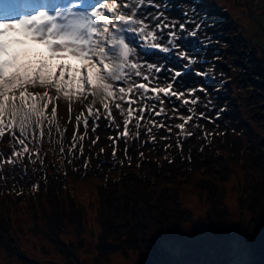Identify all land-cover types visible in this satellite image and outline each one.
I'll return each mask as SVG.
<instances>
[{
    "label": "rangeland",
    "instance_id": "rangeland-1",
    "mask_svg": "<svg viewBox=\"0 0 264 264\" xmlns=\"http://www.w3.org/2000/svg\"><path fill=\"white\" fill-rule=\"evenodd\" d=\"M9 1L16 5L20 2H28L24 10L16 8L20 12L18 14L14 12V15L30 14L45 2V0H7L6 4H2V7H5ZM154 3L160 4L162 7L157 9L146 3L140 10L142 17H147L145 22L150 27L157 23L151 17L159 15L160 12H163L167 17L165 23L177 22V30L179 23H185L188 30L194 29L196 24H201L197 37L178 41L193 56L199 58V62L193 64L192 68L200 72L206 71L205 69L217 70L218 64H221L220 59H222L224 65L220 71L228 74L226 64L230 58L224 54L217 56L215 49L217 40L213 38L215 34L210 28L214 23L210 16L214 13L205 11V9L211 6L210 3H218L220 7L229 9L228 17L238 23L235 30L238 27L243 30L242 36L236 31L234 32L235 37L242 41V48L238 51L243 55L246 54L241 62L243 67L238 69V74L241 78L243 77L242 82L254 85V88L252 86L245 87V89L254 90V96H258L255 101H258L262 107L257 109V107L251 106L256 113L254 115H257L260 110L264 111V60L260 57L264 51V0H154ZM163 5H167V8H164ZM3 16L0 14V17ZM205 25L210 26L204 27ZM168 30L165 29V32ZM183 35L187 36V32H184ZM225 39H228L227 36ZM225 41L223 49L229 46L228 40ZM162 42H167L166 36ZM203 50H205V58L202 57ZM138 59L141 63L148 61L176 68L186 63L185 61L177 63L170 55L165 61L163 53L141 56ZM66 63L78 67V62L74 59L66 61ZM204 63L206 64L205 68L203 67ZM159 78L162 86L170 82V74L167 72L160 73ZM134 79L140 80L135 77ZM202 79V76H194L191 73L182 77L180 83L174 84L175 89L184 91L203 85L207 91H196L191 96L186 94L185 98L190 101L187 105L181 104L175 97H172L171 101L164 98L163 107L167 115L156 116L154 113L149 115L145 111V119L140 121L139 129L135 127V120L129 124L126 139L117 138L119 133L124 131V125L123 117L115 107H112L115 124L110 125L99 101L93 105V112L99 109V119L96 120L98 127H95V131H93V118L89 117L86 107L74 103L73 110L69 114L67 101H58L57 117L51 126V135L49 136V129L46 126L43 139L39 143L29 144L28 147L29 150L35 147L42 156H46L44 148H49L52 145L58 149L61 156H69L73 163L76 162L78 169L82 171L79 172L82 177L79 180L68 177V181L72 187L71 190L75 193L77 205L80 203L79 205H82L83 208L81 224H76L75 219L70 222L66 221L63 226L64 230L60 233L50 231L51 235H47L45 231L47 219L41 213L40 204L43 203L38 202L39 199L34 206H30L27 202L17 203V205L11 203L4 219L0 217V223L8 226L9 230L14 233L19 248L14 247L13 244L10 245L11 248L5 247L4 243H0V264H39V261L46 264H264V259L262 262H258V256L255 254V251H258V248L262 246L257 244L254 236L243 228L250 216V212L244 208L243 202L247 197V187L251 183L244 178L245 165L248 163L244 166L240 164L245 158V147L250 149L249 154L256 149L255 153L257 151V155H261V159L264 158V139L255 145L244 143L242 150L235 149L236 146L227 141L228 134L223 127L224 122L222 123L220 120V113L223 115L226 110L222 107L220 100L215 98L216 93L211 86L212 83L209 84L205 79L202 82ZM224 86H230L227 84V80L224 81ZM246 94L247 90H244L241 95L248 98ZM196 97L199 99L195 104H192L191 100ZM91 103L92 98L89 97L85 104ZM147 103L156 102L148 101ZM173 106L179 108L175 114L172 111ZM132 107L137 108L138 105L134 104ZM188 108L193 109V112L189 113ZM222 109L223 111H221ZM50 110L51 106L48 112L51 119ZM155 111H159V105ZM81 112H83L81 123L77 126L76 117ZM201 113L206 118H201ZM217 113H219V118H217ZM188 115H192L193 119L187 123L179 118V116L186 117ZM85 118H88L87 128L83 123ZM146 120H154L155 123L146 124ZM161 123H163V127L159 126ZM182 123H184L183 130L175 127ZM116 125H119V128ZM57 126L59 130H57ZM169 127H171V131L168 130ZM148 128L152 129L151 133L147 132ZM256 130H260L264 137V123L256 127ZM137 131H139V136L136 135ZM171 135H173L174 141L182 143L180 149L182 151L190 149L189 154L192 156L187 173L182 175L176 170L173 172L180 185V208L175 210L168 208L164 214L157 215L158 219L163 222L161 228L156 224L158 219L151 220L150 214L146 213L139 219L133 217V220L114 218L116 224L109 232L101 224L103 221L101 213L106 212L109 208V211H114L113 206L110 205L108 208L109 204L103 200L109 190L108 187L112 185L106 183V188H104L105 177H110L113 174L118 175L122 172H136L138 165L144 166L149 161H155L164 166L157 175L145 178L151 179L152 187L150 185V189L157 191L159 186L165 182L166 176L164 175H169L167 160L170 161L174 157L170 151L174 148L173 142L169 143V140L173 139L170 137ZM237 135L233 136H241ZM81 137L83 138L81 139ZM136 142H139L138 145H135ZM74 144L75 147H73ZM209 144H213L220 153L223 152L231 156L230 159L234 156L235 160L232 158L231 161H226L227 166L231 168L229 171L224 169L222 174L218 169L207 170L204 165H199L201 157L198 153ZM237 144L240 145V143ZM153 145L155 146L150 149ZM14 148L19 151L20 145L15 144L9 135L6 134L0 138V165L1 162H6L12 156ZM61 148H63V153ZM180 149L178 150L180 151ZM113 151H115V155H113ZM19 158L21 157H12L17 161ZM223 166H226L225 163ZM202 177L214 181L223 179L218 186L223 192L225 202L224 204L222 202V207H226L225 210L213 206L216 205L215 200L208 193L207 187L198 188L199 180ZM168 183L170 185L172 181L169 180ZM25 190L28 191V194L30 193L28 187ZM23 191L24 188L21 192ZM252 195L249 194V197L251 203H254ZM47 201L48 198L44 202L46 205L49 203ZM177 216L178 219L180 218L179 222H176ZM137 233L140 235L138 240Z\"/></svg>",
    "mask_w": 264,
    "mask_h": 264
},
{
    "label": "snow or ice",
    "instance_id": "snow-or-ice-1",
    "mask_svg": "<svg viewBox=\"0 0 264 264\" xmlns=\"http://www.w3.org/2000/svg\"><path fill=\"white\" fill-rule=\"evenodd\" d=\"M146 3L157 9L162 7L154 0H45L30 14L13 15L15 7L5 6V15L0 17V138L7 134L20 145L19 151L14 148L7 163L14 164L12 157H23L26 153L31 157L28 145L43 139L46 126L51 135L60 100L67 101L69 114L74 103L86 107L89 117L93 118V131L99 119V109L93 112V105L99 101L110 125L115 124L112 117V107H115L124 125V131L117 138L126 139L129 124L135 120V127L139 129L145 111L149 115H167L164 98L171 101L175 97L187 105L190 101L185 98L186 94L207 91L203 85L184 91L174 88V84L189 73L214 79L208 77L207 72L193 69L192 65L198 63L199 58L178 43L197 37L201 24L188 30L185 23H179L177 30V22L165 23L167 17L160 12L151 17L157 23L150 27L145 22L147 17H142L140 12ZM165 29L169 30L165 32ZM165 36L166 43L162 42ZM161 53L165 61L170 55L177 63H186L176 68L148 61L141 63L138 59ZM73 59L78 67L66 63ZM164 72L170 74V82L162 86L159 74ZM89 97L92 103L85 104ZM198 99H192L191 103L195 104ZM148 101L156 103L148 104ZM134 104L138 107L133 108ZM157 105L159 111H155ZM172 111L177 113L178 106H173ZM187 111L192 113L193 109ZM82 115L83 112L76 117L77 126ZM179 118L187 123L193 116ZM201 118H206L203 113ZM83 123L87 128L88 118ZM184 123L175 127L183 130ZM168 130L171 131V127ZM151 131L147 129L148 133ZM136 135L139 136V131Z\"/></svg>",
    "mask_w": 264,
    "mask_h": 264
},
{
    "label": "trees",
    "instance_id": "trees-1",
    "mask_svg": "<svg viewBox=\"0 0 264 264\" xmlns=\"http://www.w3.org/2000/svg\"><path fill=\"white\" fill-rule=\"evenodd\" d=\"M210 4L211 6L207 7L205 11L214 13L210 16L214 21L210 28L215 34L213 38L217 40L215 41L217 42V47L215 48L217 51L216 54L217 56L224 54L230 58V60L226 64L228 74L220 71L224 65L222 59H220L221 64H218L217 70L212 69L209 71L205 69L206 71L201 72H207L208 77H213L214 79L203 77L202 82H204L205 79L209 84L212 83L211 86L216 93L215 98L220 100L222 107L226 110L223 112V115L220 113V120H222V123L224 122L223 127L229 139H227V141L230 142L231 145H235V149L242 150L244 143L255 145L264 139L262 132L256 130V127L264 123V111L260 110L257 115H254L256 113L251 106H255L257 109L262 107L258 104V101H255L256 98L258 99V96H254V90L245 89L247 86H252L254 88V85H248L246 82H242L243 77L241 78L238 74V69H242L243 67L241 66V62L244 60L246 54L244 53L243 55L238 51L242 48V41L235 37L234 32L236 31L237 34L239 33L242 36L243 30L240 27L235 30L238 23L228 17L229 9L220 7L218 3ZM226 36L228 39H225ZM225 40H228L229 46L223 49L222 46L225 44ZM202 52V57L205 58V50ZM260 57L264 60V51ZM205 66L206 64L204 63L203 67L205 68ZM217 75L218 77H216ZM226 80L227 84L230 85L229 87L224 86V81ZM244 90H247L246 95L248 98L241 95ZM234 134H240L241 136L239 137L242 140L239 137H234ZM170 137L172 138L173 135ZM237 139H239V141H237ZM172 142L174 148L170 149V151L174 157H172L170 161L167 160L169 164V175H164L166 176L165 182L159 186L157 191L155 189L154 191L150 189L151 179L148 178L149 180H147L145 178L153 176L154 174L157 175L164 166L155 161H149L145 163L146 165L144 166L138 165V170L136 169L137 173L135 171L122 172L118 175L113 174L110 177H105L104 188H106V183H111L112 185L108 187L109 190L107 194H105L103 200L109 204L108 208L110 205L113 206L114 211L112 210V213V211H109V208L106 212H102L101 218L103 221L101 224L104 228L108 229L109 232L112 230L114 224H116L114 218L120 217L126 220H133L134 218L139 219L140 216L143 217L144 214L149 213L151 216L150 219L153 220L154 218L158 219L159 217H157V215L164 214L168 208L173 210L180 208V185L177 180L178 178L173 172L176 170L182 175L187 173L191 163L190 158H192V156L189 154L190 149H186V151L180 149L182 145L180 141H174L173 137L172 140H169L170 144H172ZM138 143L139 142H136L135 145H138ZM237 143H240L241 146ZM154 146L155 145L151 146L150 149ZM44 149L45 153H47L46 156H42L35 147H32L29 150L30 153H32L31 157L26 153L23 157L18 159L19 161L15 159L14 161L17 162L14 164L1 162L0 217L4 219V215L7 214L10 208L9 204L11 203L17 205V203L27 202L30 206H34L35 203L41 201V203H43L40 204L41 213L47 219L45 231L47 235H51L50 231L60 233L64 230L63 226L66 221L70 222L75 219L74 222L76 224H81V219L83 217L81 211L83 208L82 205H79L80 203L77 205L74 197L75 193L71 190L72 187L68 181V177L79 180L82 177L79 172L81 173L82 171L78 169L76 162L73 163L72 160L69 159V156H61L58 149L54 148L52 145ZM178 149H180V151ZM244 150L245 158L240 164L244 166V164L248 163L245 165L246 171L244 178L248 179L251 184L247 187V197L243 202V206L250 212V216L243 228L254 236V240H256L257 244L262 246L258 248V251L254 250L256 252L255 254L258 256V262H262V259H264V237H262L264 234V158L261 159V155H257V151L255 153L256 149H254L251 154H249V148L247 149V147H245ZM198 154H200L199 157H201L199 159V165H204L207 170L218 169V171L223 174L224 169L227 171L231 169L227 166L226 161H231L234 156L230 159L229 157L231 156L223 152L220 153L213 144H209L201 149ZM14 158H18V156ZM223 163H225L226 166H223ZM236 164L237 162L235 165ZM148 173L149 175H147ZM169 180L172 181L170 185L168 183ZM216 181L202 177L199 180L198 188L201 189L202 186L207 187L208 193L210 196H213L215 200L216 205L213 206L225 210L226 207H222V202L223 204L225 202L222 194L223 192H221L218 186L223 179H218V181ZM26 187H28L29 194L28 191L25 190ZM23 188L24 191L21 192ZM249 194H253L251 198L254 199V203H251ZM113 195H115V197H113ZM43 198H48V205L44 203L45 199L43 201ZM143 207L144 209H142ZM113 214L116 215L113 216ZM37 217L39 218V216ZM160 218L162 219L163 217ZM176 218V222H179L180 218L178 219V216ZM156 224L161 228L163 222L158 219ZM139 236L138 234L136 237L137 240ZM0 243H4L5 247L9 246V248H11L10 245L13 244L14 247L19 248L14 233L3 223H0ZM39 264L46 263L39 261Z\"/></svg>",
    "mask_w": 264,
    "mask_h": 264
},
{
    "label": "bare ground",
    "instance_id": "bare-ground-1",
    "mask_svg": "<svg viewBox=\"0 0 264 264\" xmlns=\"http://www.w3.org/2000/svg\"><path fill=\"white\" fill-rule=\"evenodd\" d=\"M14 15V13H12Z\"/></svg>",
    "mask_w": 264,
    "mask_h": 264
}]
</instances>
